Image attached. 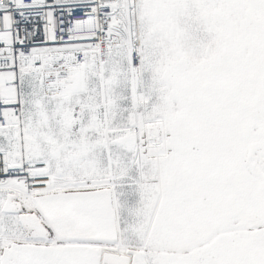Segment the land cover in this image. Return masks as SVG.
<instances>
[{
	"label": "snow or ice",
	"instance_id": "1",
	"mask_svg": "<svg viewBox=\"0 0 264 264\" xmlns=\"http://www.w3.org/2000/svg\"><path fill=\"white\" fill-rule=\"evenodd\" d=\"M0 264H264V0H0Z\"/></svg>",
	"mask_w": 264,
	"mask_h": 264
}]
</instances>
